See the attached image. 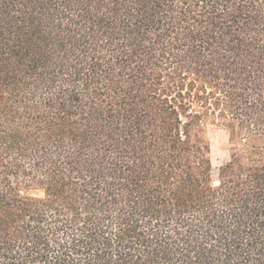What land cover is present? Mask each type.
Segmentation results:
<instances>
[{"label":"trees","instance_id":"obj_1","mask_svg":"<svg viewBox=\"0 0 264 264\" xmlns=\"http://www.w3.org/2000/svg\"><path fill=\"white\" fill-rule=\"evenodd\" d=\"M0 264H264V0H0Z\"/></svg>","mask_w":264,"mask_h":264},{"label":"rangeland","instance_id":"obj_2","mask_svg":"<svg viewBox=\"0 0 264 264\" xmlns=\"http://www.w3.org/2000/svg\"><path fill=\"white\" fill-rule=\"evenodd\" d=\"M208 137L211 144L212 180L213 184L216 185L218 169L228 159L227 134L218 126H209ZM25 193L34 197H42L43 195L42 191L36 187L30 188Z\"/></svg>","mask_w":264,"mask_h":264}]
</instances>
